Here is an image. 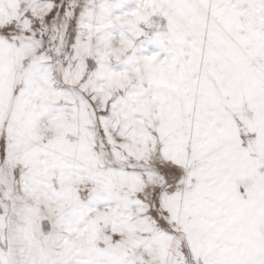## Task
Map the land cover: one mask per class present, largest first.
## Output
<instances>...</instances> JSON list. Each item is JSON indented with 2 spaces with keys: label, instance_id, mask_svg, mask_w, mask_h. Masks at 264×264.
Returning a JSON list of instances; mask_svg holds the SVG:
<instances>
[{
  "label": "snow or ice",
  "instance_id": "1",
  "mask_svg": "<svg viewBox=\"0 0 264 264\" xmlns=\"http://www.w3.org/2000/svg\"><path fill=\"white\" fill-rule=\"evenodd\" d=\"M0 264H264V0H0Z\"/></svg>",
  "mask_w": 264,
  "mask_h": 264
}]
</instances>
